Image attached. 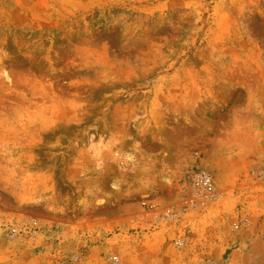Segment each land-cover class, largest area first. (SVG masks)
<instances>
[{
  "label": "rangeland",
  "instance_id": "obj_1",
  "mask_svg": "<svg viewBox=\"0 0 264 264\" xmlns=\"http://www.w3.org/2000/svg\"><path fill=\"white\" fill-rule=\"evenodd\" d=\"M0 264H264V0H0Z\"/></svg>",
  "mask_w": 264,
  "mask_h": 264
}]
</instances>
